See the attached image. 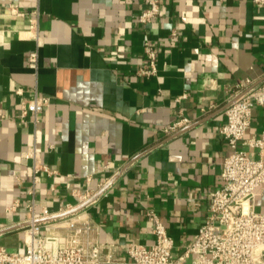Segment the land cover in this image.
<instances>
[{"label":"crops","instance_id":"crops-1","mask_svg":"<svg viewBox=\"0 0 264 264\" xmlns=\"http://www.w3.org/2000/svg\"><path fill=\"white\" fill-rule=\"evenodd\" d=\"M10 4L23 16L5 12ZM147 4L0 0V245L9 252L26 248L33 148L50 170L35 186L36 211L75 207L87 195L93 239L121 258L131 244L154 242L147 210L159 214L176 252L197 232L230 153L220 135L229 91L247 78L264 82V6L160 0L158 17L142 27ZM35 12L39 44L29 31ZM146 40L158 50L156 76L137 74ZM34 51L38 69L29 66ZM35 92L49 105L22 123L21 105ZM180 111L192 124L163 134ZM263 131L264 108H256L247 137ZM49 222L65 233L64 222Z\"/></svg>","mask_w":264,"mask_h":264},{"label":"built area","instance_id":"built-area-1","mask_svg":"<svg viewBox=\"0 0 264 264\" xmlns=\"http://www.w3.org/2000/svg\"><path fill=\"white\" fill-rule=\"evenodd\" d=\"M264 6V0H252ZM148 6L138 16L140 26L146 27L160 13V0H148ZM5 12L23 16L17 6L10 4ZM30 20V35L39 44L41 40L39 14ZM146 65L137 74L151 77L158 74V50L149 40L143 48ZM39 53L29 55V66L38 69ZM19 90L17 93H20ZM186 95L176 99L180 102ZM49 98L35 92L33 98L22 103L18 118L22 123L32 114L35 117L49 105ZM211 105L208 109H211ZM256 108H264V82L247 78L229 91L225 109V123L220 128L221 137L229 144L221 172V185L208 193V204L202 223L192 240L176 252L174 239L169 235L161 217L154 210H147L146 217L152 224L155 237L151 246L131 244L127 256L120 257L116 248L94 240L92 234L97 225L83 209L88 201L81 195L80 205L66 206L57 212L43 209L36 211L35 186L42 172L50 173L47 166L38 161L36 149L29 150L27 159L33 162V184L27 204L30 212L24 228L25 252H9L0 245V264H264V211L258 200L264 197V131L261 137H247L253 123ZM207 111L206 108L202 109ZM192 124L191 119L180 111L177 118L163 129L172 135ZM255 151L253 156L250 152ZM16 202L12 207L16 208ZM75 211V212H74ZM48 219L64 222V234H54ZM52 221V220H50Z\"/></svg>","mask_w":264,"mask_h":264},{"label":"rangeland","instance_id":"rangeland-1","mask_svg":"<svg viewBox=\"0 0 264 264\" xmlns=\"http://www.w3.org/2000/svg\"><path fill=\"white\" fill-rule=\"evenodd\" d=\"M258 206H260V210L264 211V197L258 200Z\"/></svg>","mask_w":264,"mask_h":264},{"label":"water","instance_id":"water-1","mask_svg":"<svg viewBox=\"0 0 264 264\" xmlns=\"http://www.w3.org/2000/svg\"><path fill=\"white\" fill-rule=\"evenodd\" d=\"M86 205H87V204L82 205V206H81L80 208H78L76 211H79V210L83 209ZM74 212H75V211H74ZM50 220H53V219H48V220H45V221H50Z\"/></svg>","mask_w":264,"mask_h":264}]
</instances>
